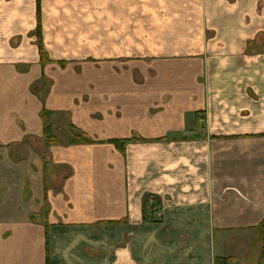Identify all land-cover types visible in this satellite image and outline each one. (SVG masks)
Listing matches in <instances>:
<instances>
[{
	"label": "crops",
	"instance_id": "obj_1",
	"mask_svg": "<svg viewBox=\"0 0 264 264\" xmlns=\"http://www.w3.org/2000/svg\"><path fill=\"white\" fill-rule=\"evenodd\" d=\"M263 219L264 0H0V264H256Z\"/></svg>",
	"mask_w": 264,
	"mask_h": 264
},
{
	"label": "trees",
	"instance_id": "obj_2",
	"mask_svg": "<svg viewBox=\"0 0 264 264\" xmlns=\"http://www.w3.org/2000/svg\"><path fill=\"white\" fill-rule=\"evenodd\" d=\"M39 0H37V3ZM41 61L42 63L46 62V58L44 56V52L41 51ZM53 112L43 108L40 112V118L42 120L43 125V138L45 144L55 143L57 142V137L55 132L51 126V117ZM70 143H89L91 140L82 132L75 131L74 127H70V135H69ZM128 140H111V142L119 149L123 148L124 143ZM158 205V200L153 196H146L143 200L142 210L143 216L146 218L149 212H154L156 206ZM255 230V239L257 242L262 244L260 250V256L258 258L257 264H264V219L263 221L254 228ZM214 264H232L231 257H217L215 259Z\"/></svg>",
	"mask_w": 264,
	"mask_h": 264
},
{
	"label": "rangeland",
	"instance_id": "obj_3",
	"mask_svg": "<svg viewBox=\"0 0 264 264\" xmlns=\"http://www.w3.org/2000/svg\"><path fill=\"white\" fill-rule=\"evenodd\" d=\"M257 264V263H256Z\"/></svg>",
	"mask_w": 264,
	"mask_h": 264
}]
</instances>
